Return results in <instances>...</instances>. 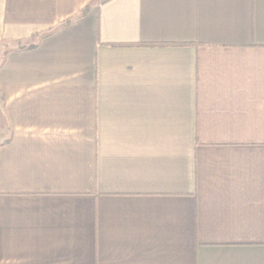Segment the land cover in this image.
Segmentation results:
<instances>
[{
    "label": "crops",
    "instance_id": "1",
    "mask_svg": "<svg viewBox=\"0 0 264 264\" xmlns=\"http://www.w3.org/2000/svg\"><path fill=\"white\" fill-rule=\"evenodd\" d=\"M68 20L0 67V264H264V0H0V61Z\"/></svg>",
    "mask_w": 264,
    "mask_h": 264
},
{
    "label": "trees",
    "instance_id": "2",
    "mask_svg": "<svg viewBox=\"0 0 264 264\" xmlns=\"http://www.w3.org/2000/svg\"><path fill=\"white\" fill-rule=\"evenodd\" d=\"M89 7H86L84 10H82L74 19L78 18V17H81L83 16L87 11H88ZM71 20H68L66 22H64L63 24H60L59 26L55 27V28H52L46 32H43L39 35H36V36H33L31 38V40H28V41H18L16 42L15 46L10 48L9 50L5 51L4 55H3V58L1 59L0 61V67L3 65L4 61H5V58L6 56L12 52V51H19V50H26V49H31V48H34L38 45V43L46 36H49L51 34H53L58 28L62 27L63 25L69 23ZM4 45H7V42L4 41L3 42Z\"/></svg>",
    "mask_w": 264,
    "mask_h": 264
}]
</instances>
